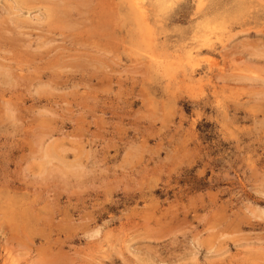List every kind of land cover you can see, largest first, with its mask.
I'll return each instance as SVG.
<instances>
[{"label":"rangeland","instance_id":"1","mask_svg":"<svg viewBox=\"0 0 264 264\" xmlns=\"http://www.w3.org/2000/svg\"><path fill=\"white\" fill-rule=\"evenodd\" d=\"M127 1L0 0V264H264V0Z\"/></svg>","mask_w":264,"mask_h":264},{"label":"bare ground","instance_id":"2","mask_svg":"<svg viewBox=\"0 0 264 264\" xmlns=\"http://www.w3.org/2000/svg\"><path fill=\"white\" fill-rule=\"evenodd\" d=\"M128 1H129L128 5L130 4V5L132 6L133 10L138 14V16H139L140 19H141V20H140V21H141V22H140V25H141V24H142V26H143V24L146 25V24H145L146 22H145V20H144V18H145V11H144V5H143L144 0H128ZM128 1H127V2H128ZM14 2H15V1H14ZM186 2H187V1H186ZM198 2H199V1H198ZM20 3H22V2H20ZM118 3H120V2H118ZM116 4H117V3H116ZM126 4H127V3H126ZM145 6H146V5H145ZM196 8H197V7H196ZM176 9H177V8H176ZM176 9H175V10H176ZM192 10H193V9H192ZM198 10H199V9H198ZM171 14H172V13H171ZM173 14H174V13H173ZM146 15H147V14H146ZM192 15H193V14H192ZM148 17H149V15H148ZM200 17H201V16H200ZM151 18H152V17H151ZM157 18H158V17H157ZM168 18H169V16H168ZM250 18H251V17H250ZM166 19H167V18H166ZM198 19H199V18H198ZM158 20H159V19H158ZM250 20H251V19H250ZM155 22H157V21H155ZM138 23H139V22H138ZM190 23H191V22H190ZM134 25H135V24H134ZM134 25H133V26H134ZM162 25H164V24H162ZM172 25H173V24H172ZM124 26H125V25H124ZM129 26H132V25H129ZM133 26H132V27H133ZM135 26H137V24H136ZM135 26H134V27H135ZM164 26H165V25H164ZM125 27H127V25H126ZM138 27H139V26H138ZM129 28H130V27H129ZM129 28H127V29L129 30ZM141 28H142V27L140 26V27L138 28L139 31H137V32H141V31H142ZM155 28H156V27H155ZM161 28H162V27H161ZM164 28H165V27H164ZM167 28H168V27H167ZM188 28H189V27H188ZM140 29H141V30H140ZM176 30H178V29H176ZM184 30H185V28H184ZM149 31H150V29H149ZM166 31H167V30H166ZM182 31H183V30H182ZM189 31H190V30H189ZM128 32H129V31H128ZM133 32H134V31H133ZM137 32H136V33H137ZM203 32H204V31H203ZM203 32H202V33H203ZM131 33H132V31H131ZM134 33H135V32H134ZM159 33H160V32H159ZM178 33H179V32H178ZM166 34H167V33H166ZM169 34H170V33H168V36H170ZM177 35H178V34H177ZM202 35H203V34H202ZM133 36H134V35H133ZM168 36H167V37H168ZM204 36H205V35H204ZM124 38H125V37H124ZM133 38H134V37H133ZM127 39H128V38H127ZM141 39H142V38H141ZM168 39H169V38H168ZM128 40H130V39H128ZM155 40H156V39H155ZM161 40H162V39H160V42H161ZM165 41H166V39H165ZM168 41H169V40H168ZM129 42H131V41H129ZM141 42H142V41H141ZM160 42H159V43H160ZM127 43H128V42H127ZM127 43H126V44H127ZM132 43H133V45L136 44V43L134 44V42H131V44H132ZM139 43H140V42H139ZM143 43H146V41H144ZM163 43H164V42H163ZM169 43H171V42H169ZM169 43H168V44H169ZM176 43H177V42H176ZM154 44H155V42H154ZM165 44H167V43H165ZM165 44H161L160 47H161L162 45L164 46ZM172 44H173V42H172ZM190 44H191V43H190ZM196 44H197V43H196ZM142 45H143V44H142ZM173 45H174V44H173ZM173 45H172V46H173ZM191 45H192V44H191ZM129 46H130V45H129ZM139 46H140V45H139ZM145 46H146V45H145ZM158 46H159V45H158ZM172 46H171V47H172ZM178 46H179V45H178ZM178 46H177V48H178ZM220 46H221V45H220ZM149 47H150V46H148V48H149ZM190 47H191V46H190ZM205 47H206V46H205ZM129 48H130V47H129ZM135 48H136L137 50H138V49H141V48H137L136 45H135ZM135 48H134V49H135ZM194 48H195V47H194ZM194 48H193V49H194ZM136 49H135V50H136ZM144 49H145V47H144ZM144 49H143V51H142V53H141L142 56H143V54H144L143 52H144L145 50H147V47H146L145 50H144ZM169 49H170V48H169ZM215 49H216V48H215ZM131 50H132V48H131ZM141 50H142V49H141ZM148 50H151V48H149ZM167 50H168V49H167ZM175 50H176V49H175ZM180 50H181V49H180ZM187 50H188V49H187ZM194 50H195V49H194ZM213 50H214V49H213ZM220 50H221V49H220ZM139 51H140V50H139ZM181 51H183V50H181ZM202 51H203V50H202ZM206 51L210 52V50H206ZM137 52H138V51H137ZM171 52H172V51H171ZM176 52H177V51H176ZM196 52H197V51H196ZM196 52H195V53H196ZM215 52H216V51H215ZM215 52H214V53H215ZM221 52H222V51H221ZM37 53H38V52H37ZM134 53H135V52H134ZM138 53H139V52H138ZM147 53H148V55H149V52H147ZM147 53H146L145 55H147ZM172 53L174 54V52H172ZM211 53H212V52H211ZM131 54H133V51H132ZM139 54H140V53H139ZM185 54H186V53H185ZM196 54H197V53H196ZM202 54H203V53H202ZM134 55H135V54H134ZM183 55H184V54H183ZM197 55H198V54H197ZM176 56H178V55L176 54ZM179 56H180V53H179ZM135 57H136V56H135ZM135 57H134V58H135ZM138 57H139V56H138ZM154 57H155V56H154ZM167 57H168V56H167ZM172 57H173V56H172ZM187 57H188L187 59H188L189 64H190V62L192 61V57H194V56H193V53H192L190 50L187 51ZM196 57H197V56H196ZM142 58H143V57H141V59H142ZM149 58H151V57H149ZM176 58H177V57H176ZM179 58H180V57H179ZM198 58H199V57H198ZM201 58H202V57H201ZM137 59H138V58H137ZM155 59H157V58H155ZM169 59H170V58H169ZM180 59H181V58H180ZM142 60H143V59H142ZM148 60H149V59H147V61H148ZM140 61H141V60H140ZM157 61H158V60H157ZM193 61H194V60H193ZM198 61H199V60H198ZM150 62H151V61H150ZM88 63H89V62H88ZM158 63L161 64V61L158 62ZM173 63H174V62H173ZM193 63H194V62H193ZM193 63H192V64H193ZM71 64H72V62H71ZM73 64H74V63H73ZM143 64H144V63H143ZM153 64H156V62L153 63ZM186 64H187V63H186ZM78 65H79V64H78ZM89 65H90V64H89ZM147 65H148V64H147ZM156 65H157L156 67H158V64H156ZM140 66H141V65H140ZM160 66H161V67H162V66L164 67V65H162V64H161ZM193 66H194V65H193ZM152 67H153V66H152ZM153 68H154V67H153ZM164 68H165V67H164ZM164 68H163L162 70H164ZM185 68H186V67H185ZM190 68H191V67H190ZM86 69H87V68H86ZM146 69H147V68H146ZM151 69H152V68H151ZM160 69H161V68H160ZM170 69H172V67H170ZM174 69H175V68H173V70H174ZM193 69H194V68H193ZM156 70H157V69H156ZM175 70H176V69H175ZM177 70L179 71V69H177ZM177 70H176V71H177ZM181 70H182V69H181ZM181 70H180V71H181ZM183 70H184V69H183ZM209 70H210V69H209ZM11 71H12V70H11ZM11 71H9V72L6 71V72L10 74ZM13 71H14V70H13ZM83 71H84V70H83ZM145 71H146V70H145ZM185 71H186V70H185ZM207 71H208V70H207ZM1 72H2V71H1ZM4 72H5V70H4L2 73H4ZM190 72L192 73V72H194V71H190ZM208 72H210V71H208ZM208 72H207V74H208ZM22 73H23V70H22ZM53 73H54V72H53ZM152 73H153V72H152ZM173 73H174V72H173ZM185 73H186V72H185ZM194 73H195V72H194ZM148 74H151V73H148ZM160 74H161V73H160ZM0 75H2V74H0ZM60 75H61V73H60ZM146 75H147V74H146ZM173 75H174V74H173ZM53 76H54V75H53ZM55 76H56V75H55ZM89 76H90V75H89ZM192 76H193V75H192ZM90 77H91V76H90ZM51 78H53V77H51ZM57 78H59V77H57ZM159 78H161V77L159 76ZM187 78H188V77H187ZM0 79H3V78L1 77ZM21 79H22V78H21ZM48 79H49V77H48ZM166 79H167V78H166ZM18 80H19V79H18ZM50 80H51V79H50ZM53 80H54V79H53ZM60 80H61V78H60ZM159 80H160V79H159ZM161 80H163V79L161 78ZM188 80H189V79H188ZM55 81H56V80H55ZM157 81H158V80H157ZM28 82H29V81H28ZM50 82H51V81H50ZM154 82H155V81H154ZM158 82H159V81H158ZM161 82H162V81H161ZM56 83H57V82H56ZM66 83H67V82H66ZM190 83H191V81H190ZM48 84H49V82H48ZM54 84H55V83H54ZM158 84H159V83H158ZM173 84H174V83H173ZM14 85H15V84H14ZM56 85L58 86V84H56ZM56 85H55V86H56ZM60 85H61V84H60ZM154 85H155V84H154ZM154 85H153V86H154ZM161 85H162V84H161ZM161 85H160V86H161ZM63 86H64V85H63ZM160 86H159V87H160ZM172 86H173V85H172ZM156 87H157V85H156ZM174 87H177V86H174ZM157 88H158V87H157ZM166 88H167V87H166ZM168 88H169V87H168ZM150 89H151V88H150ZM176 89H177V88H176ZM172 90H173V89H172ZM151 91H152V90H151ZM176 92H178V91H176ZM153 93H154V92H153ZM167 93H168V92H167ZM172 93H173V92H172ZM154 94H155V93H154ZM168 94H169V93H168ZM174 94H175V92H174ZM149 96H150V95H149ZM167 96H168V95H167ZM173 96H174V95H173ZM217 96H218V95H217ZM164 98H165V97H164ZM196 98H197V97H196ZM153 99H154V98H153ZM162 99H163V98H161V100H162ZM174 100L176 101L175 98H174ZM216 100H217V99H216ZM82 101H83V100H82ZM156 101H157V100H156ZM159 101H160V100H159ZM175 101H174V102H175ZM224 101H226V100H224ZM88 102H89V101H88ZM206 102H207V101H206ZM218 102H219V101H218ZM156 103H158V102H156ZM162 103H163V102H162ZM200 103H201V102H200ZM202 103H203V102H202ZM204 103H205V102H204ZM163 104H164V103H163ZM226 104H227V103H226ZM197 105H198V104H196V106H197ZM148 106H149V105H148ZM163 106H165V104H164ZM224 106H225V104H224ZM154 107H155V106H154ZM154 107H153V108H154ZM163 108H164V107H163ZM173 108H174V107H173ZM218 108H219V107H218ZM154 109H155V108H154ZM174 109H176V108H174ZM226 109H227V108H226ZM227 110H228V109H227ZM46 111H47V110H46ZM225 112H226V111H225ZM164 116H165V115H164ZM223 116H224V114H223ZM221 117H222V116H221ZM224 117H226V116H224ZM231 117H232V116H231ZM231 117H230V118H231ZM166 118H167V116H166ZM228 118H229V116H228ZM223 119L225 120V118H223ZM231 120H232V119H231ZM225 121H227V119H226ZM231 122H232V121H231ZM233 122H234V121H233ZM222 123H223V120H222ZM224 123H226V122H224ZM57 133H58V132H57ZM49 138H51V137H49ZM38 140H39V139H38ZM61 142H62V141H61ZM52 143H54V142L52 141ZM55 143H56V142H55ZM59 143H60V142H59ZM50 144H51V143H50ZM55 145H56V144H55ZM54 147H55V146H54ZM59 147H60V146H59ZM53 149H54V148H53ZM82 149H83V148H82ZM56 150H57V149H56ZM70 150H71V149H70ZM54 152H56V151H54ZM57 153H58V151H57ZM57 153H55V154H57ZM59 153H60V152H59ZM81 153H82V152H81ZM51 154H52V153H51ZM61 154H62V153H61ZM58 155H59V154H58ZM60 156H61V155H60ZM50 157H51V156H50ZM54 158H56V156H55ZM61 158H62V157H61ZM82 158H83V157H82ZM57 159H58V158H57ZM59 159H60V158H59ZM62 159H63V158H62ZM79 159H80V158H79ZM63 161H64V160H62L61 162H63ZM75 161L77 162L78 160H75ZM82 161H83V160H82ZM67 162H69V161H67ZM70 164H71V163H70ZM75 164H77V163H75ZM79 164H80V163H79ZM57 165H58V164H57ZM72 165H73V164H71V166H72ZM82 165H83V164H82ZM58 166H59V165H58ZM77 166H78V165H77ZM75 167H76V166H75ZM79 167H80V166H79ZM76 168H77V167H76ZM81 169H82V168H81ZM63 170H64V169H63ZM82 170H83V169H82ZM64 171H67V170L65 169ZM78 171H79V170H78ZM78 171H77V172H78ZM63 173H64V172H63ZM78 173H79V172H78ZM142 199H143V198H142ZM147 200H148V199H147ZM151 201H152V200H151ZM143 202H144V201H143ZM147 202H148V201H147ZM147 202H146V203H147ZM148 203H149V202H148ZM152 203H154V202H152ZM148 205H149V204H148ZM151 205H152V204H151ZM153 205H154V204H153ZM149 206H150V205H149ZM150 207H151V206H150ZM151 208H152V207H151ZM22 213H23V212H22ZM9 258H10V257H9ZM9 260H10V259H9ZM7 261H8V260H7ZM13 263H14V262H13Z\"/></svg>","mask_w":264,"mask_h":264}]
</instances>
